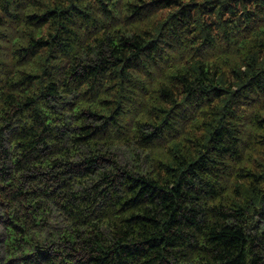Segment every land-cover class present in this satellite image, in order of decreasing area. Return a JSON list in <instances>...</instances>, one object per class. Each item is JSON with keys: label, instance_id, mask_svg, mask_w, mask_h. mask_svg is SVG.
Returning <instances> with one entry per match:
<instances>
[{"label": "trees", "instance_id": "obj_1", "mask_svg": "<svg viewBox=\"0 0 264 264\" xmlns=\"http://www.w3.org/2000/svg\"><path fill=\"white\" fill-rule=\"evenodd\" d=\"M0 264H264V0H0Z\"/></svg>", "mask_w": 264, "mask_h": 264}, {"label": "rangeland", "instance_id": "obj_2", "mask_svg": "<svg viewBox=\"0 0 264 264\" xmlns=\"http://www.w3.org/2000/svg\"><path fill=\"white\" fill-rule=\"evenodd\" d=\"M118 154L120 155V162H122L123 165L125 164L127 167L134 170H139L142 168L139 158L136 155L134 156L130 150L125 148L118 149Z\"/></svg>", "mask_w": 264, "mask_h": 264}]
</instances>
